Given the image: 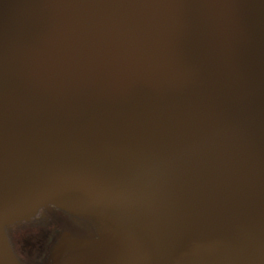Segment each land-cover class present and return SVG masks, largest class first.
Here are the masks:
<instances>
[{
    "label": "water",
    "instance_id": "obj_1",
    "mask_svg": "<svg viewBox=\"0 0 264 264\" xmlns=\"http://www.w3.org/2000/svg\"><path fill=\"white\" fill-rule=\"evenodd\" d=\"M47 206L42 264H264V0H0V264Z\"/></svg>",
    "mask_w": 264,
    "mask_h": 264
},
{
    "label": "flooded vegetation",
    "instance_id": "obj_2",
    "mask_svg": "<svg viewBox=\"0 0 264 264\" xmlns=\"http://www.w3.org/2000/svg\"><path fill=\"white\" fill-rule=\"evenodd\" d=\"M102 226L100 219L69 214L54 206L40 208L29 220L7 228L14 253L22 264H42L51 243L63 232L89 236Z\"/></svg>",
    "mask_w": 264,
    "mask_h": 264
}]
</instances>
